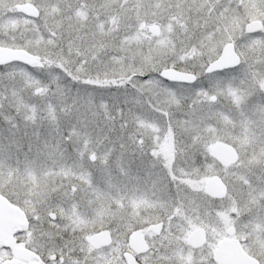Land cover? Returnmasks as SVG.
Returning <instances> with one entry per match:
<instances>
[{
  "label": "snow or ice",
  "instance_id": "obj_1",
  "mask_svg": "<svg viewBox=\"0 0 264 264\" xmlns=\"http://www.w3.org/2000/svg\"><path fill=\"white\" fill-rule=\"evenodd\" d=\"M0 264H264V0H0Z\"/></svg>",
  "mask_w": 264,
  "mask_h": 264
}]
</instances>
